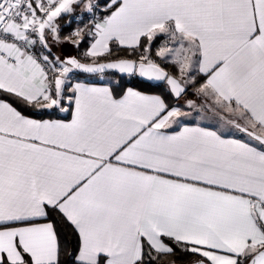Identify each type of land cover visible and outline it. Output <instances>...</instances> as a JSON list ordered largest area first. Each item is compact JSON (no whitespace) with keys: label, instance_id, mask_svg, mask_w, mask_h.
Masks as SVG:
<instances>
[{"label":"snow or ice","instance_id":"obj_1","mask_svg":"<svg viewBox=\"0 0 264 264\" xmlns=\"http://www.w3.org/2000/svg\"><path fill=\"white\" fill-rule=\"evenodd\" d=\"M0 264H264V0H0Z\"/></svg>","mask_w":264,"mask_h":264}]
</instances>
